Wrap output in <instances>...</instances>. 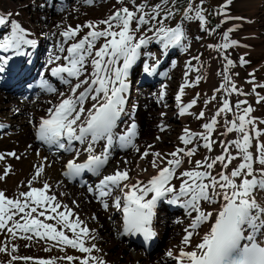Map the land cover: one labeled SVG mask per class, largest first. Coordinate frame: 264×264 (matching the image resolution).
<instances>
[{
    "label": "snow or ice",
    "instance_id": "obj_1",
    "mask_svg": "<svg viewBox=\"0 0 264 264\" xmlns=\"http://www.w3.org/2000/svg\"><path fill=\"white\" fill-rule=\"evenodd\" d=\"M87 3L92 4L93 0H87ZM167 3L168 0H163V4H156L149 12L145 11V4L137 5L135 0H131V8L125 0H117L120 6H113L114 10L107 18L74 27L65 26L59 32L61 39L56 54L48 60V65H51L48 70L51 77L66 86L67 91L60 92L41 73L39 88L56 95L58 102L52 104L49 101L51 106L34 128L36 140L55 145L57 150L74 153L64 165V176L74 178L85 172L100 176L109 162L110 149L117 141L122 148L140 152L134 142L138 135L136 123H132L124 134H118L115 129L125 112L130 71L140 60L142 49H147L154 42L166 55L171 48L183 50L187 46L188 37L183 26L176 24L172 27L165 23L173 16V12L165 7ZM232 3L233 0H225L221 5L219 14L225 17L221 24L229 19H243L228 15L226 9ZM191 11L193 8L189 6L184 19L195 18L201 24L206 23L200 8L195 9L194 17L188 14ZM11 15H0V26L11 23L10 34L0 40V50L22 56L25 54L23 47H34L37 41L27 39L26 29L18 21L10 20ZM84 29L88 31L84 32ZM235 30L229 28L224 31L223 43L209 47L223 53L237 46L238 42L230 38V33ZM143 54L154 61L152 64L147 60L143 63V71L152 75L161 60L155 53ZM9 59L11 57L0 56V63H7ZM223 59L226 63L223 71L218 73L223 82L215 91H223L226 95L211 120L203 124L204 131L193 132L185 128L179 137L185 147H177L166 155L160 151H149L153 146L148 145L140 159L151 155L149 163L156 171L146 181L130 176L128 168H117L111 174L103 175L94 187H88L105 210L109 208L108 199H111L112 207L123 213L125 234H141L145 240L155 236L153 219L159 201L167 198L169 204L184 208L190 220L184 228L182 246L176 253L172 249L166 253L175 264H264V128L258 126L264 124V120L257 121L251 115L254 109L246 99L237 100L235 104L229 100L233 93H245L233 82L230 74V69L235 67L233 60L227 55H223ZM240 63L249 62L241 57ZM3 71L0 66V72ZM199 80L197 77L195 83ZM189 86L187 82L181 85L175 97L181 116L191 114L189 109L197 103L196 99L187 104L182 102L184 89ZM256 87L264 88V85H254L253 91ZM164 95L165 92L161 91V99ZM257 96V103L264 102V96ZM211 99L216 100V95ZM241 105L247 106L242 108ZM227 113H233L235 118L224 119L226 131L220 135L235 133L236 138L219 141L220 154L193 161L191 158L197 148L187 146L203 141V147L209 153L213 152L218 143L213 138L218 118ZM204 116V111H201L197 118ZM5 127L0 123V128ZM160 130L164 131L165 127L162 125ZM101 141L106 142L105 146L97 152ZM74 142L81 147H74ZM6 155L20 158L10 152L0 154V161L5 160ZM82 155L86 158L78 162ZM10 171L11 166L6 167L0 180ZM44 171L43 163L36 166L35 174L28 181L29 191L20 192L18 197L9 198L5 191H0V230L6 229L12 238H16L19 232L21 239L31 241L35 237L39 241H53V247H61V251L70 247L84 254L82 258L67 255L57 259L75 260L79 264H107L101 257L92 255L94 251H100L96 244L88 243L95 239L92 230L71 208L61 204L55 194H49L51 185L45 181L42 187L32 186ZM21 213L20 220L24 222L13 221ZM9 221H13L11 227L8 226ZM65 229L72 235L69 236ZM194 237L199 239L194 241ZM12 250L16 251V248ZM6 251V245L0 247V252ZM12 259L28 261L33 258L13 256ZM35 264H56V259H38Z\"/></svg>",
    "mask_w": 264,
    "mask_h": 264
},
{
    "label": "rangeland",
    "instance_id": "obj_2",
    "mask_svg": "<svg viewBox=\"0 0 264 264\" xmlns=\"http://www.w3.org/2000/svg\"><path fill=\"white\" fill-rule=\"evenodd\" d=\"M60 3H58L56 0H52L50 3L47 0H0V15H5L8 13H11L10 20H18L22 24V27L26 29L27 32V39H35L40 40L42 42L41 49L46 50V54H43L46 61L47 57L51 55L53 47L58 46V42L61 39L59 36V32L63 30L65 26H76L84 25L88 21H95L100 19L107 18L108 15L111 14V10L113 6L117 5V0H93L92 4L87 3V0H59ZM239 2H245V4H239ZM62 3V4H61ZM125 3L128 4V6L131 8V0H125ZM135 3L137 5L139 4H145V11H151L152 7H154L156 4H163V0H135ZM225 3V0H203V3H201V0H187L184 3H181L178 5V3L175 0H168L167 5L165 6L167 9L171 10L173 12V16L171 19H168L165 21V23L169 26H176V24H181L186 32V35L188 37V40L186 41V48L180 49L178 48V52L176 53L177 60L175 62V55L172 54V56L169 58V61L173 64L169 65H176L179 64L180 71L183 72V75L180 76V81L175 84L174 88L171 90H174V93H178L180 90L181 85L185 84L186 82L191 85L189 87H186L184 89V95L183 100H191L196 99L197 103L193 106L192 109H189V113L186 115L185 118H181L178 114H174L172 110V119H170L168 122H164V118L160 116L159 114L163 113V110L160 108H156L151 103H155V101H158L160 94L158 93V90H165L167 86L170 84L169 79L171 78L172 74L169 73L170 68L168 67L167 73L169 77H166V81L162 80L161 82L165 81L162 85V88H155L152 87L157 92V100L154 90H150L147 94V98L149 101V105L153 108L154 114L148 118V130H146V134H144L141 137H138L139 143L136 145L140 148V152H136L135 150L131 152V148L124 149L122 151H117L112 157L110 158L109 166H107L106 171H109L110 168L113 167L114 163H119L123 161V158L121 156H118L117 153L123 152L124 156L131 154L132 160L126 164V166L133 167L134 162L137 158L140 157V155L143 153V151L147 148L148 145H152L153 147L149 149V151H160L162 154H167L172 151H174L173 145H171V142H159L154 144L152 140L156 137V135L162 133L159 131V127L162 122L165 123V125L173 124V128L175 130H172L170 133L169 131L165 132V134H171L172 136H177L181 131V125L182 123L187 119L189 123V129L193 132H202L203 124L208 122L209 117L212 118L211 113L212 111L215 112L217 110H213L212 106L213 104H216L217 99L220 101V106H222V99L226 95L223 91L215 92L214 87L212 88L210 84V79L212 75L216 73V64L217 60L215 59L216 54L218 51L215 48H210L209 45H216L218 43H223L222 40V34L224 31H227L229 28H235L236 30L232 33H230V38H235V40L239 43L236 48H230L223 53L221 52V55H227L229 54H238L239 58L244 57L245 60H247L252 70L253 77L252 82L254 81V85H264V0H233V3L228 6L226 9L227 13L231 17H242L243 19H229L226 20L223 24H221L222 20H225V17L223 15L219 14V10L221 5ZM56 5V6H55ZM189 6L193 8V11L189 12L188 14L190 16H195V9L200 8L202 10V14L205 17L206 23L201 24V22L198 19H184L185 12L188 11ZM58 8V10H57ZM163 15V13L161 14ZM38 16L37 18H35ZM259 18V19H258ZM261 24V25H260ZM151 26V25H149ZM88 29H84V32H87ZM8 32H11V23H9L6 26H0V33L2 36H5ZM250 37H255V41H249ZM249 44H252V47H250ZM44 45V46H43ZM50 45V49L49 46ZM246 46H249V48H246ZM158 45L154 42L148 46L147 49H145L146 52H152L155 53L156 56H159V49L157 48ZM160 47V45H159ZM49 50V51H48ZM143 50V49H142ZM185 50H190L193 52L191 56H186L182 61L180 60V55L185 54ZM215 52V56H214ZM48 53V54H47ZM163 55V52H162ZM46 56V57H45ZM165 55H163L164 57ZM229 57V55H227ZM146 57V56H145ZM160 57V56H159ZM194 57H199V59H194ZM148 60V58L146 57ZM166 60V58H165ZM141 64L144 63V57L140 58ZM189 61L192 62L191 67L184 68V64L189 66ZM175 62V63H174ZM187 62V63H185ZM154 63V62H152ZM226 61L224 60V64ZM44 64H47L46 62ZM216 67V68H215ZM139 71H142L141 67L137 66ZM167 67H161L160 71H165ZM247 68V67H245ZM144 72V71H143ZM145 73V72H144ZM156 72L152 75H148L145 77L146 80L152 78L155 76ZM166 74V73H165ZM187 74V75H186ZM230 74L232 75V71L230 69ZM200 77L199 83H195L196 78ZM233 79V77H232ZM134 82V79L130 80V85ZM217 82V81H216ZM215 82V84H216ZM221 80H219V86H220ZM234 82V79H233ZM159 84V83H158ZM59 87V91H63L64 87L63 85L57 86ZM133 87V88H132ZM130 89H134V86H130ZM208 91L210 92L208 94ZM215 92V95L217 97L216 100H212V93ZM255 93H258L260 96H264V88L256 87ZM54 95V94H53ZM49 96V95H48ZM53 97V96H52ZM49 97V101H51L53 98ZM230 97L232 99H230ZM228 97L229 100L233 101V94ZM51 98V99H50ZM258 98V96H257ZM48 99V98H47ZM55 99V98H54ZM3 102L7 101V99L2 100ZM208 101V103H206ZM231 101V102H232ZM151 102V103H150ZM167 104H170V101H165ZM172 102V101H171ZM48 101L44 100L42 103L46 107H49L50 104ZM175 106H177L178 102H174ZM209 105V107H206V115L203 118H197L198 114L201 111H204V108L206 105ZM12 107H8L10 110ZM262 114H260V119L264 120V102H260L259 105L256 107ZM213 114V115H214ZM175 115V116H174ZM162 117V122H161ZM188 117V118H187ZM180 119V120H179ZM224 119H234L233 113H227L224 117L218 118L219 124L217 125L216 131L213 133V138L217 140V155L220 154L221 148L219 146V141L231 138L232 140L235 137V133H228L225 136H221V130L223 129L226 131L225 125H224ZM16 120V119H14ZM18 120V119H17ZM3 117H0V123H3ZM160 122V123H159ZM159 123V124H158ZM13 126V125H11ZM178 126V127H176ZM180 126V127H179ZM261 128H264V124L258 125ZM13 130V129H12ZM11 129L4 130V133L7 134H13ZM16 130V129H14ZM2 132V133H3ZM32 128H29V138L30 141L32 140ZM1 133V134H2ZM173 133V134H172ZM0 134V135H1ZM229 136V138H227ZM227 138V139H226ZM2 138H0L1 140ZM141 140V141H140ZM136 142V140H135ZM201 143V145H200ZM101 146V145H100ZM185 147V145L180 146ZM188 148L196 147L197 151L194 157L191 159L193 161L195 160H202L203 157L207 156V150L203 147V141H196L192 145H188ZM32 153L37 154L39 150L49 154L47 151L44 150V148H41L37 143L34 144L33 147H31ZM10 152L16 153L14 151V148L11 144H4L0 145V154H7ZM122 154V153H121ZM11 158L13 156H7V161L1 165L0 164V175L4 174L5 167L11 166L12 163L10 162ZM152 158L151 155H149L147 158L143 159L144 162H147V160H150ZM114 160V161H113ZM113 161V162H112ZM127 161V160H126ZM3 163V162H1ZM36 160L31 161L30 165V172L34 171L36 169ZM62 164V163H61ZM58 166V167H57ZM62 166V165H61ZM56 169H58V174L60 175L61 167L59 164L56 165ZM60 168V169H59ZM13 171H11L7 176H5L4 179L0 180V191H2V188L5 187L7 190L14 193V195H18L20 192H27L29 191L27 189L28 187V180H31V175L29 174L27 177H14ZM48 179V180H47ZM50 182L51 186H56V182L53 179L48 178V176L44 177L39 185L40 187L43 186L44 182ZM66 184V183H65ZM20 185L22 187H20ZM69 184H66L65 188L68 190L67 192L70 193ZM84 188L82 189H75V193H84ZM82 191V192H81ZM68 197V195H67ZM102 210L101 208H99ZM104 209V208H103ZM162 208H158L156 213L158 212L159 216H164L163 212H160ZM94 212L96 213V208L94 209ZM23 215V214H22ZM15 216L13 219L20 220V217L22 216ZM101 216V219L103 216L101 213H99ZM111 220H110V219ZM108 220L110 222L108 225H110L111 228V237H115L114 235V224L113 220H116L114 217H109ZM101 219L98 222V220L93 219L92 221L98 222L101 224ZM158 220L157 222H154V232L155 234L161 236L162 232H169V237L164 236L158 239V242L155 246V248L147 255L149 263L148 264H173V260L169 257H167L166 253L168 250V246L172 247L174 245L173 242L176 243L182 235H184V224L186 223V220H184V217L181 216L180 213H177L176 216H172L171 218H168L166 221ZM178 219V221H177ZM13 220V221H15ZM107 220V219H106ZM13 221L8 222V226L11 227ZM180 221V222H179ZM183 221V222H182ZM21 223H23V220H20ZM165 222H168V226H165ZM116 223V221L114 222ZM168 229V230H167ZM164 230V231H163ZM98 232L100 234V238L94 241V244L96 246H102V248L105 249V252H107V264H110L115 260L116 262L120 264H127L128 261H131L130 259H125L126 253L123 252H115L114 250L109 249L107 244L110 241L109 236H103V230L98 229ZM21 233H17L16 238H12L11 234L7 232L6 229L0 230V247L7 246L6 252H0V264H35V261L38 259H56V264H79L78 261H72L69 262L67 259H57L61 257H66L67 255H71L74 257H83L84 254L80 253L79 251L72 249L70 247H65L63 251H61V247H53V244L55 242L53 241H39L38 238H33V240H24L19 238V235ZM29 235H31L29 233ZM121 242V241H120ZM170 243V244H169ZM172 243V244H171ZM92 244V243H89ZM51 246V247H50ZM13 247L16 248V251H13ZM46 248H50L51 251H45ZM129 252L136 254V252L144 253L142 249L135 248L131 245L127 246ZM96 251L92 253L94 255ZM32 257V260L25 261L23 259H16L13 260L12 257ZM98 256V255H96ZM141 260V259H140ZM142 264H146L145 262Z\"/></svg>",
    "mask_w": 264,
    "mask_h": 264
},
{
    "label": "bare ground",
    "instance_id": "obj_3",
    "mask_svg": "<svg viewBox=\"0 0 264 264\" xmlns=\"http://www.w3.org/2000/svg\"><path fill=\"white\" fill-rule=\"evenodd\" d=\"M239 4H245V2H239ZM119 6L120 5L117 4L115 7H119ZM113 10H114V7L112 8L111 12ZM37 17L38 16H36L35 18H37ZM18 22L20 23V21H18ZM149 35H151V33H149ZM231 39H235V38H231ZM249 41H251V42L255 41V37H253V38L250 37ZM36 44L41 46L42 42L40 40H38ZM247 44L250 47H252V44H249L248 42H247ZM237 45H239V43ZM249 46H246V48H249ZM236 47L237 46H235L234 48H236ZM192 54H193V52H191L190 50L189 51L185 50V54L179 56L180 60L182 61L186 56H191ZM227 55H229V58L232 59L234 64H235V67L231 68L232 77L234 79V82L237 84V87L242 89V91L245 93V95H238L236 93H233L234 102L231 100L232 103L235 104V102L237 100H245L246 99L248 101V103L254 109V111L251 115L254 116L257 119V121H261L260 114H262V113L256 108L259 105V103H257V94L258 93H255V91H253L254 84H256V83H254V81L252 83H249V81H252L253 77H254L253 75H250V74H252L251 67L247 64H241L238 54L232 55V54L227 53ZM214 56H215V52H214ZM49 58L50 57L47 58V61L49 60ZM165 58H167V54L163 57L161 62L165 61ZM215 59L217 60V64H216L217 69H216V73L214 75H212V77L210 79V84H209L212 88L214 87V90H216L220 87L219 86V80H221L220 84L223 82L222 77L220 75H218V73L222 72L223 67H224V59H223V56L221 55V52H218L216 54ZM185 63H187V62H185ZM189 64H192V62L189 61ZM34 67H35V63L32 60V61H30L29 65H28V69L33 70ZM168 67L170 68L169 73L172 74V76L168 82L170 84L167 86V88H165V90H158L159 94L161 93V91H164L165 95L162 99L159 96L158 101H156V103L154 105L156 108H160L161 110H163V113L159 114V115L164 118V122L165 121L168 122L170 119H172L171 117H172L173 113L179 115L180 105L177 104V106H175V104H174V102L176 101L175 97L179 92L178 93L175 92V94H174V93H172V92H174V90H171V89L174 88L175 84L180 81V79H181L180 76L183 75V72L180 71V69H179V64H176L174 66L168 65ZM183 67L189 68V66L186 64H184ZM245 67H247V68H245ZM48 69H47V71H49ZM159 75L165 76L166 74L164 72H160ZM40 79H41V76L38 78V83L35 86H33V88L36 90H40V88H39ZM0 80L1 81L3 80L2 76H0ZM16 82L17 83L20 82L19 78H17ZM215 82H216V84H215ZM5 85L11 89V94L9 97H7V96L4 97L0 93V117L1 116L3 117V121L7 125L8 129H11V130L13 129L11 132L13 134H7V133H4L5 132L4 131L3 134L0 136V138H2L0 140V145L11 144L14 148V151H16V155L20 157L19 159H16L15 157H13L10 160V162L12 163L11 171H13V174H14V176L12 178H14V177L19 178V177H23V176L27 177L29 174L31 175V178H32V176L35 174V170L30 172L31 161L36 160L37 161L36 166L43 163L45 165L44 174L42 175V177H40L36 181H34L32 186L33 187H40L41 185H39V183L46 176H48V178L53 179L56 182V186H51V190H50L49 194L50 195L55 194L57 196V199L61 202V204L67 205L69 208H71L73 210V212L76 213L79 216V218L84 221V223L87 225V227L90 230H92V235L95 236V239L89 240L88 243H94L95 240L100 238V234L98 232V229L103 230V234H104L103 236L104 237L105 236L111 237L110 235H111L112 231H111L110 225H108V223L110 222V220L112 218L110 219L109 217H114V216H116L117 213L120 212V211L116 210L114 207H112V200L108 199L109 208L107 210H105V209L100 210L98 207L101 206L102 203L97 199L96 194H95L96 197H94L93 192H91L89 194L86 191H84V193L83 194L81 193V195H80V192L75 193V189H77V188L71 187V185L68 186V187H70V189H69L70 193H68L67 192L68 190H66V188H65L66 184L64 185V183L66 182L63 179L64 177L62 178L61 175L58 174V169H56L58 166L56 167V165L57 164L62 165L60 173L63 174V172L65 170L64 165L66 164L68 159L72 158L74 153H66L65 154V153H63V150H57L55 145H52V146H53V151L56 150L55 154H57V155H55L53 153L47 154L41 150H39L37 152V153H39V155L32 153L31 147L34 146V141H36V138H35V134L33 131L32 132L33 138L30 141L28 130H29V128H32V124H35V125L38 124L41 117L46 115L48 107H46L45 105L42 104L43 101L46 100V97H41V96L34 97V96L30 95V93H25L24 98L17 100L16 98L13 97L14 92L22 91L23 88L20 86L13 87L9 84H5ZM138 86L134 90L135 91L134 96L130 92H128L126 94L127 99H126V104H125V112L122 113L121 118L118 121V127H117V129H115V131L118 134H124L128 130V128H130L132 123H136L138 135H137L135 143H137V142L139 143V141L137 140L138 137H141L144 134H146L145 131L148 130V125H149L148 118L151 116V114L152 115L154 114L153 108L149 105V101L147 99V94H148V91L150 88H148L147 85H140L139 87ZM64 90H67V88H65ZM215 92H213L211 95L212 96L215 95ZM209 93L210 92L208 91V94ZM5 98H7L6 103H5V101L4 102L2 101ZM230 99H232V98L230 97ZM164 101H172V102H170V104H167ZM182 102L184 104L189 103V101L188 102L184 101L183 98H182ZM47 104H49V103H47ZM151 104L153 105L154 103H151ZM246 106L247 105H241L242 108L246 107ZM8 107H12V108H10V110H9ZM206 107L208 108L209 105L207 104L204 108L205 115H206ZM218 107H220L219 99H217L216 104H213L212 109L217 110ZM172 110H173V113H172ZM213 114H214V112L212 111L211 116H213ZM186 115H188V114H185L183 116L179 115V116H181V118H185ZM233 118H235L234 115H233ZM14 119H16V120H14ZM210 120H211V118L209 117L208 122ZM164 122H162L163 124H161V126L163 125L165 127V130L164 131L160 130L162 133H160L159 135L157 134L156 137L152 140V142L154 144H156V143L159 144L160 141L161 142L168 141V142H171V145H173V147L177 148V147L183 146L182 142L179 140V137L181 135H183L185 128L189 129L188 120L186 119L182 123V125H181L182 131L177 136H172L171 134H169V135L165 134V132L169 131V133H170L172 130H175V129L173 128L174 126H172L173 124H170V125L166 124L165 125ZM11 125H13V126H11ZM161 126L159 128H161ZM176 127H178V126H176ZM14 129H16V130H14ZM222 132H225V131L222 129L221 133ZM236 135L233 139L236 138ZM157 137H159V139H157ZM227 138H229V136H227ZM230 139L231 138L227 139L226 141H228ZM157 140L159 142H157ZM105 143H106L105 141H101L97 145V152L101 151L104 148ZM116 145H119L118 141H117ZM74 147L80 148L81 146L79 145L78 142H74ZM176 148H174V150ZM132 151H134V149H131V152ZM57 152H59V153H57ZM206 152H207V156L217 155L216 148H214L213 152H211V153H209L208 151H206ZM120 156L123 158V161L119 162V163H114L112 169H111V167H108V168H110V170L106 171L107 166H109V163H110V161H109L107 166H106V169L101 172V175L95 177L96 184L99 182V179H101L103 175L111 174L117 168H120V169L128 168L131 170L130 176H132L134 178L142 179L145 181L147 179H149L151 175L155 174L156 170L152 169L150 166V163H149V161H151L152 158L150 160H147V162H144L143 159H140V157H139L135 160L134 166L129 167V166H126L125 161L127 160V164H128L132 160L131 154L124 156V154L122 153ZM84 158H86V157L84 155H82L80 158V161H78V162H82V160ZM6 161H7V159L5 158V160L0 161V164L3 165ZM1 162H3V163H1ZM186 167H190V165H186ZM142 169H147V171H142ZM48 183L50 184V182H48ZM20 187H22V186L20 185ZM27 189L29 190L28 187H27ZM77 190H79V189H77ZM2 191H5V194L7 196H9V198H15V197L19 196V194L14 195V193L7 190L5 187L2 188ZM67 195H68V197H67ZM21 199H23V198H21ZM95 208L97 210L96 213L94 212ZM181 209H183V211L185 212L186 217H184V218H187V223H189L190 217L187 216L184 208L181 207ZM60 210L62 211L63 209H60ZM26 211H28V210L26 209ZM173 211L174 210H169V209L166 210L165 216L162 217V220L166 219V217L168 215H170ZM99 213H101V215L103 216L102 219H101V216L99 215ZM22 214L23 213L18 214L17 216H20ZM33 215H35V214H33ZM39 218L42 220L44 219L43 217H39ZM108 218L110 220H108ZM93 219L98 220V222L101 219V222H100L101 224H99L98 222L92 221ZM154 220H161V219H160V217L155 215L153 222H154ZM46 222L55 223V221H46ZM114 224H116V227L120 226V223L118 220H117V223H114ZM165 226H168V222H165ZM65 231L69 236L72 235L71 232H68L66 229H65ZM115 234L116 233H114V235ZM165 235L169 237L170 234H169V232L164 231V232H162L160 238L163 237V239H164ZM182 236L178 241H176V243L173 242L174 245H172V247H170L171 245L168 246V248L172 249L174 251V253L178 252L179 247L182 246L181 245ZM123 238L125 240H128V238H126V237H123ZM198 239H199V237H194V241H196ZM126 243H128V241H124V240L120 239L119 237L115 238L112 236L110 238V241L107 244V246L109 247V249L114 250L117 253H119V252L126 253L125 259L131 260V261H128L129 263H127V264H142L144 262L146 264L149 263L148 257L146 255L148 253L136 252V254H133V253L129 252V250L127 248L128 245ZM97 247L100 249V251L95 252L94 255L95 256L98 255V257H101L102 259L107 261V252H105V249L102 248V246H97ZM110 264H120V263L113 260V262ZM173 264H175L174 260H173Z\"/></svg>",
    "mask_w": 264,
    "mask_h": 264
},
{
    "label": "trees",
    "instance_id": "obj_4",
    "mask_svg": "<svg viewBox=\"0 0 264 264\" xmlns=\"http://www.w3.org/2000/svg\"><path fill=\"white\" fill-rule=\"evenodd\" d=\"M177 3H178V5H180L181 3H184L185 4V2L187 1V0H175Z\"/></svg>",
    "mask_w": 264,
    "mask_h": 264
}]
</instances>
